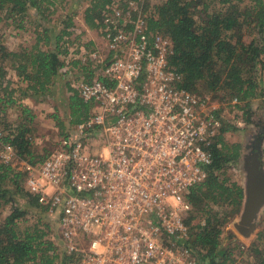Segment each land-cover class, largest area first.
<instances>
[{"label": "built area", "instance_id": "1", "mask_svg": "<svg viewBox=\"0 0 264 264\" xmlns=\"http://www.w3.org/2000/svg\"><path fill=\"white\" fill-rule=\"evenodd\" d=\"M125 1L126 13L115 0L104 10L106 55L83 43L60 54L91 62L94 76L74 82L90 111L42 163H22L25 190L57 213L68 264H198L186 243L187 197L205 180L223 125L245 122L181 86L171 41ZM1 147L9 164L14 149Z\"/></svg>", "mask_w": 264, "mask_h": 264}, {"label": "trees", "instance_id": "2", "mask_svg": "<svg viewBox=\"0 0 264 264\" xmlns=\"http://www.w3.org/2000/svg\"><path fill=\"white\" fill-rule=\"evenodd\" d=\"M112 1L90 0L82 15L86 25L103 30V10ZM115 2L126 13L124 0ZM47 3V0H0V25L9 22L21 28L27 18L43 14L52 5ZM129 14L133 19L137 11L130 10ZM143 15L148 31L171 41L172 51L167 61L181 74L183 88L198 95L212 93V100L225 102V109L235 111L247 123L252 122L253 100H264V0H160ZM68 20L66 28L73 26L72 19ZM67 34V29L60 32L53 47L47 40L42 46L39 36L30 48L12 51L0 45L2 112L7 106L17 104L14 97L17 89L6 80L8 69L15 71L18 80L25 84L24 88L20 87L22 94L42 100L58 79L60 69L67 65L69 70L84 73L87 79L94 76L91 62L73 60L66 64L61 59L60 54L67 52V48L61 47L60 40ZM88 44L91 42L85 46ZM76 78L73 75L67 78L71 118L60 139L69 135L90 111V104L78 96L74 87ZM234 98L236 102L232 103ZM17 106L21 110L20 121L14 125L8 123L0 141L11 146L19 159L39 165L60 139L53 150L41 156L35 154L31 125L34 114L23 104ZM240 130L223 125L209 146L211 161L206 166V178L193 186L187 197L191 208L184 217L188 227L186 243L198 264H238L234 248L243 252L240 243L231 245L233 234L225 232L226 225L239 213L245 196L243 185L227 175V170L241 158L242 145L228 141L225 134ZM256 138L264 167L262 129ZM24 181L23 170L0 162V215L5 205L11 206L10 213L0 220V264H68L71 257L61 238L56 244L49 237L52 232L46 220L49 207L25 190ZM56 228L59 234L58 216ZM247 252L253 257L252 264H264V225Z\"/></svg>", "mask_w": 264, "mask_h": 264}, {"label": "rangeland", "instance_id": "3", "mask_svg": "<svg viewBox=\"0 0 264 264\" xmlns=\"http://www.w3.org/2000/svg\"><path fill=\"white\" fill-rule=\"evenodd\" d=\"M118 1V0H117ZM160 0H135L136 7H139L143 14H147L152 5L156 4ZM46 2V1H45ZM47 4L52 3L43 14L29 17L25 20L24 26L21 28L16 27L9 22H3L0 25V45L6 47L8 50H18L21 48H30L36 44L37 39L40 37V44L49 42L52 45L55 42L56 36L60 32L67 29L69 34L60 40L62 48L68 49L75 48L80 43H88L89 48L99 47L103 55L107 54V47L103 40V30L93 29L86 25L82 19L84 9L90 4V0H47ZM126 3V1L124 0ZM106 4L104 10H108L109 6ZM103 10V13H104ZM108 13V12H107ZM72 15L74 17H72ZM72 19L71 27L66 28L68 19ZM104 22V21H103ZM47 43V42H46ZM60 75L51 87L50 92L42 100L39 97H34L26 93L22 94V88L25 84L20 82L15 74V71L8 69L6 80L11 82L10 87L16 88L14 97L17 100V104H23L30 108L34 114L32 122V142L35 146V154L42 155L45 151H51L57 145L60 139V133L64 132L69 124L71 118L68 96L71 92L67 87V78L69 76L78 77L84 75L81 71L69 70V65L60 69ZM76 72V73H75ZM19 89V90H18ZM207 95H213L212 93H205ZM36 99V100H35ZM221 105H225V102H219ZM17 104L7 106L6 110L2 112L3 107L0 105V136L4 132V127L11 124L14 125L16 121H20L21 110ZM251 120L252 124L245 122V126H240L241 129L238 132L229 131L225 134L226 139L231 142H239L242 145V155L237 164L232 165L227 170L228 177L241 185H245L246 171L243 167V159L250 152L249 145L253 143L256 137V133H259L260 129L264 131V100L254 99L252 104ZM5 114V116H3ZM17 123V122H16ZM249 125V126H248ZM61 127H63L61 129ZM238 128V127H237ZM0 141V150L1 147ZM34 148V147H33ZM11 166L20 169L23 162H27L19 159L15 150L11 155ZM20 202V201H19ZM242 209V207H241ZM235 215L225 227V232H231L233 238L231 245L234 243H240L242 245L241 253L235 250L236 261L238 264H252L253 257L251 254L246 253L247 248L251 244L255 237V234L262 228L264 222V213L261 210L255 220V227H248L244 233L238 229L240 212ZM10 204L5 205L1 211L0 220L10 213ZM47 222L52 229L49 237L57 244L59 241V234L56 228L57 213L49 211L46 213ZM229 240V241H230ZM227 241L225 240V243Z\"/></svg>", "mask_w": 264, "mask_h": 264}, {"label": "water", "instance_id": "4", "mask_svg": "<svg viewBox=\"0 0 264 264\" xmlns=\"http://www.w3.org/2000/svg\"><path fill=\"white\" fill-rule=\"evenodd\" d=\"M246 171L244 200L240 212L238 229L244 233L248 227H255V220L264 207V167L259 154L246 155L243 159Z\"/></svg>", "mask_w": 264, "mask_h": 264}, {"label": "flooded vegetation", "instance_id": "5", "mask_svg": "<svg viewBox=\"0 0 264 264\" xmlns=\"http://www.w3.org/2000/svg\"><path fill=\"white\" fill-rule=\"evenodd\" d=\"M251 124L252 123H250L249 125H251ZM256 134H258V133H256ZM257 140L258 139L255 137V139L253 140V143L248 144L249 145V148H251V149H250V152H248L247 155H253L255 153H258V151H259L260 148H259V144H258Z\"/></svg>", "mask_w": 264, "mask_h": 264}]
</instances>
